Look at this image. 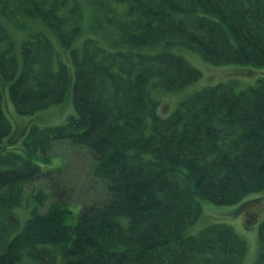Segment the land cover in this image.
<instances>
[{"label":"trees","instance_id":"1","mask_svg":"<svg viewBox=\"0 0 264 264\" xmlns=\"http://www.w3.org/2000/svg\"><path fill=\"white\" fill-rule=\"evenodd\" d=\"M89 4L105 23L77 49L83 13L71 0H0V264H243L248 245L232 226L186 231L202 216V201L241 204L244 226L258 222L250 207L264 194V78L240 92L206 87L168 117L159 115L150 86L180 91L202 77L176 47L213 65L264 68V0ZM20 18L41 19L68 55L33 31L20 68ZM72 79L76 115L64 125L32 126L19 144L26 128L13 130L3 91L20 116H32L61 105ZM63 142L89 150L92 177L107 189L73 225L67 188L38 164ZM45 176L49 191L26 196V185ZM21 207L29 210L23 226ZM254 264H264V218Z\"/></svg>","mask_w":264,"mask_h":264},{"label":"rangeland","instance_id":"2","mask_svg":"<svg viewBox=\"0 0 264 264\" xmlns=\"http://www.w3.org/2000/svg\"><path fill=\"white\" fill-rule=\"evenodd\" d=\"M71 4H77L83 13V31L75 42V48L80 49L85 39L88 37L96 38L100 35V31L97 32L94 28L104 24L105 19L104 15L97 12L89 4V0H71ZM20 19H26V21H24L25 25L18 28L15 33L17 44L16 55L20 68L22 65V43L29 38L31 32L35 33L33 31L47 34L51 38L56 50L68 55L66 51L61 49L56 37L51 34L48 26L40 21L41 19ZM145 52L156 54L159 52V49H147ZM172 52L183 57L197 68L202 73V77L192 85L180 91L167 92L160 88L150 86L151 97L159 102L158 113L162 117H168L176 110L182 101L206 87L218 84H230L235 88L236 92H240L249 87L256 86L259 80L264 78V68L262 67L239 64L213 65L205 61L198 53L182 47L173 48ZM67 65L74 78L73 63L70 61V64L67 63ZM3 109L8 120L12 124L13 130L16 129L17 124L26 128L21 135L19 142V144H21V141L28 134L32 126L43 128L64 125L70 117L76 115L73 103V79L67 92L66 99L61 105L52 107L36 115L20 116L10 101L8 90L5 89L3 91ZM38 164L44 172L56 171L55 173L49 174V176L59 177L61 183L67 188L71 209L73 211L72 216L67 220V223L70 225L76 223L82 206H89L97 203L105 199L107 195V189L104 184L92 177L91 169L94 164V159L91 157V153L86 147L71 146L67 142L58 143L54 147L50 161L46 162L40 160ZM60 168L62 169L61 172H59ZM50 182V177L45 176L27 184L26 196L29 194L31 195L33 192H37L39 190L38 188L49 191L48 185H50ZM27 199L26 205L29 206L30 197ZM253 199H255V201L253 202L254 204L251 205L250 211L254 210V212L261 214V216L258 222L251 228H246L244 226L245 216L242 212H239L241 204L219 206L207 201H202V216L194 225L187 229L186 234L195 236L209 225L226 223L232 226L236 233L247 242L248 252L243 264H254L258 253V226L264 218V194L255 195ZM30 205L32 206H29V209L35 206L33 203ZM15 213L19 216L21 226H23L29 217V210L21 207L17 208Z\"/></svg>","mask_w":264,"mask_h":264}]
</instances>
